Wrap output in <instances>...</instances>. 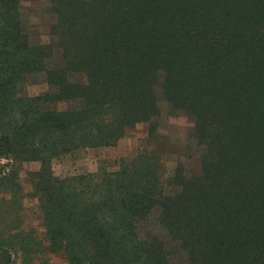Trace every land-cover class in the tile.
Returning a JSON list of instances; mask_svg holds the SVG:
<instances>
[{
	"label": "trees",
	"instance_id": "1",
	"mask_svg": "<svg viewBox=\"0 0 264 264\" xmlns=\"http://www.w3.org/2000/svg\"><path fill=\"white\" fill-rule=\"evenodd\" d=\"M23 1L0 0V190L15 216L0 264L42 253L18 212L35 163L31 197L69 264H172L141 232L155 211L191 264H264V0H47L62 68L47 65L52 45L31 43ZM41 74L50 90L22 95ZM160 89L195 118L200 172L179 163L164 181L161 155L142 148L116 169L56 175V160L115 147L141 124L155 136Z\"/></svg>",
	"mask_w": 264,
	"mask_h": 264
},
{
	"label": "rangeland",
	"instance_id": "2",
	"mask_svg": "<svg viewBox=\"0 0 264 264\" xmlns=\"http://www.w3.org/2000/svg\"><path fill=\"white\" fill-rule=\"evenodd\" d=\"M22 12L26 30L33 45H52L55 55L47 61L49 68H62L64 61L57 46V37L51 32V25L56 17L49 12L47 0H24ZM50 87L45 74L21 85L22 95L36 96L47 93ZM159 99L162 113L157 118L159 122L158 132L155 136L150 135L149 124H141L131 130L115 147H104L77 150L54 162V171L60 177L76 174L95 173L101 166L116 169V163L121 158H133L140 149L151 148L161 155L162 177L166 181L175 171L179 163L196 172H200V155L204 148L195 139V118L185 111L172 109L164 100L161 89ZM7 160L2 164L6 165ZM39 169V164H27L21 171L20 181L24 189V198H20L22 208L18 210L22 215L24 227L33 229L38 239L43 243L42 253L35 259L33 264H69L63 253H55L49 248L43 217L37 199L31 197L33 185L28 175L29 171ZM167 193L172 194L175 188L167 186ZM12 194L0 190V235L9 231L14 219L12 214ZM18 213V214H19ZM159 214L155 211L152 216L141 224V232L144 237L153 235L164 240L167 250L171 253L172 264H191L187 253L180 244L173 240L166 229L159 223ZM18 264H22L19 256L14 258Z\"/></svg>",
	"mask_w": 264,
	"mask_h": 264
}]
</instances>
